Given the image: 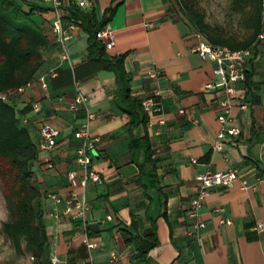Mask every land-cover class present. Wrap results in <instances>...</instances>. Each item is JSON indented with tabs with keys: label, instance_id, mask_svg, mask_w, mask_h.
<instances>
[{
	"label": "crops",
	"instance_id": "1",
	"mask_svg": "<svg viewBox=\"0 0 264 264\" xmlns=\"http://www.w3.org/2000/svg\"><path fill=\"white\" fill-rule=\"evenodd\" d=\"M23 1L19 3L26 12L33 6L44 10H35L32 19L48 46L41 68L15 105L19 111L28 110L19 119L37 146L44 124L59 132L56 146L51 151L38 149L32 162L50 264H108L111 252L118 256L116 264H264V228L255 230L257 223L264 224V45L254 48L247 80L236 86L237 97L226 111L220 103L225 93L215 65L192 51L195 31L175 0H84L83 8L78 0H60L65 20L71 7L97 22L109 17L112 9L105 27L114 34V46L106 53L124 56L132 99L141 103L159 92L155 100L160 112L145 113L147 123L132 133L135 139L147 136L151 143L157 163L156 177H150L144 151L133 156L129 150V117L115 103L114 74L88 59L87 34L78 25L66 45L70 60H61L52 33L55 9L44 0ZM53 69H58V77L49 80L44 91L38 80ZM78 91L87 96L96 115L91 134L99 142L92 152V168L102 179L84 191L75 188L84 193L88 206L84 221L63 215L64 203L48 198L49 193L67 198L72 189L68 173H83L75 162L74 131L85 113L67 109ZM36 103L39 110L33 108ZM219 115L228 116L226 128H238L240 134L214 151L223 128ZM226 170H236L239 181L233 189L211 191L197 218L204 227L196 230L187 215L198 190L195 178L205 171ZM147 212L155 217L156 245L145 237L151 229ZM124 234L137 244L126 243ZM86 239L98 247L89 250Z\"/></svg>",
	"mask_w": 264,
	"mask_h": 264
},
{
	"label": "trees",
	"instance_id": "2",
	"mask_svg": "<svg viewBox=\"0 0 264 264\" xmlns=\"http://www.w3.org/2000/svg\"><path fill=\"white\" fill-rule=\"evenodd\" d=\"M19 2L24 3L23 0H0V181L10 216L3 223L2 231L16 249L20 250L24 246L33 264H50L51 251L40 201L41 193L33 184L32 162L39 150L19 119L28 110L19 111L15 105L19 89L32 82L41 68L42 53L48 46V39L32 19L35 10H44L33 6L30 12H26ZM261 5L262 0H231V8L240 15L247 32L244 38L229 35L221 26L207 23L204 12L192 0L180 3L179 8L194 31L207 41L231 51H243L251 48L261 33ZM108 11L111 12L110 16L97 22L79 9L71 7L66 18L76 22L87 34L88 59L99 64L100 69L114 74L115 103L129 117V150L133 156L144 151L145 164L149 167L148 175L156 177L157 162L153 159L154 151L149 139L147 136L135 139L132 135L136 127L147 123L148 117L141 103L131 97L124 56H108L103 43L97 38L98 32L105 28L113 13L112 9ZM143 169L141 167V171ZM162 199L166 201V198ZM147 213L151 229L145 237L153 240L156 245L155 217ZM124 240L126 243L137 244L136 240L128 238L126 234Z\"/></svg>",
	"mask_w": 264,
	"mask_h": 264
},
{
	"label": "built area",
	"instance_id": "3",
	"mask_svg": "<svg viewBox=\"0 0 264 264\" xmlns=\"http://www.w3.org/2000/svg\"><path fill=\"white\" fill-rule=\"evenodd\" d=\"M44 1L50 3L55 9V20L52 23V33L60 48V58L63 61H69L70 57L66 45L74 38L75 32L78 29V24L72 20L64 19L61 14L60 0ZM77 5L83 8L86 3L84 0H78ZM261 24L262 30L256 42L251 48L243 51H231L226 47L215 46L207 41L200 33L195 32L194 34L197 43L192 48V51L197 54L201 60L212 62L215 65L214 73L220 78L222 89L225 93V98L220 103L226 111L230 109L231 103L237 97L236 86L244 84L247 80L249 71L248 63L252 57L254 48L258 45H264V0H262L261 5ZM97 38L103 43L106 50H110L114 46V34L108 27L98 32ZM57 77L58 69H53L49 71L46 76H41L38 82L44 91H48V81L56 79ZM30 84L31 82L27 86ZM76 85H78V83H76ZM26 87L19 89L18 92L23 93ZM157 95H159V92L155 91L152 96L141 102L143 112L146 114L160 112V106L155 100ZM33 108L39 110V104H34ZM240 108L245 110L246 105L242 104ZM67 109L70 111L83 110L85 113L84 122L74 131V138L78 143L75 162L82 169L83 173L81 175H78L74 171L68 173L67 177L72 189L67 198L62 199L60 196L52 193L48 194V198L55 204L64 203L63 215L68 216L72 220L84 221L88 206L85 201L84 193H78L75 188L79 187L84 191L89 183L100 184L102 182L98 172L92 168V152L96 150L99 142V138L93 137L91 134V125L96 115L91 112L88 107L87 96L79 91L75 94L73 99L67 103ZM218 121L223 125V128L217 136V142L212 147L214 151H221L224 142L228 138L232 140L231 138L234 139L240 134V129L238 128H226L225 125L228 122V116L219 115ZM58 133V130L51 125L44 124L39 130L38 149L40 151H51L56 146ZM192 163H196V161L192 160ZM48 167L51 168L52 164H48ZM195 179L198 183V190L196 196L190 202L187 215L193 222V227L197 230L204 227L203 223L197 222V218L199 217V209L202 203L210 195L211 191L215 188H223L225 190L233 189L238 183L239 177L236 170H226L220 172L205 171L198 174ZM245 185L246 183L242 182V187H245ZM221 211L222 210H217V212ZM107 218L108 220L111 219L110 216ZM221 222L223 223L224 221ZM224 223L231 224L230 221H225ZM263 228L264 224L259 222L255 230L260 231ZM85 245L89 250L98 247L95 242L89 239H86ZM117 260V254L111 252L108 264H116Z\"/></svg>",
	"mask_w": 264,
	"mask_h": 264
},
{
	"label": "rangeland",
	"instance_id": "4",
	"mask_svg": "<svg viewBox=\"0 0 264 264\" xmlns=\"http://www.w3.org/2000/svg\"><path fill=\"white\" fill-rule=\"evenodd\" d=\"M177 5L187 0H175ZM204 12L206 22L224 28L229 35L244 38L247 35L240 15L233 12L231 0H192ZM10 218L4 198V187L0 181V264H33L31 255L25 250L16 249L5 237L2 225Z\"/></svg>",
	"mask_w": 264,
	"mask_h": 264
}]
</instances>
